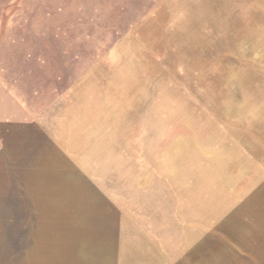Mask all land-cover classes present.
<instances>
[{
  "label": "rangeland",
  "instance_id": "1",
  "mask_svg": "<svg viewBox=\"0 0 264 264\" xmlns=\"http://www.w3.org/2000/svg\"><path fill=\"white\" fill-rule=\"evenodd\" d=\"M0 264H264V0H0Z\"/></svg>",
  "mask_w": 264,
  "mask_h": 264
}]
</instances>
